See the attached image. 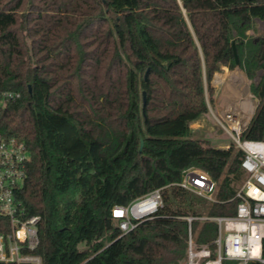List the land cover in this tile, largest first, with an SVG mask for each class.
Segmentation results:
<instances>
[{
    "label": "trees",
    "instance_id": "obj_1",
    "mask_svg": "<svg viewBox=\"0 0 264 264\" xmlns=\"http://www.w3.org/2000/svg\"><path fill=\"white\" fill-rule=\"evenodd\" d=\"M234 46L258 99L241 137L264 140V0H0V94H20L0 134L30 155L17 198L41 217L43 264H187L185 217L236 214L243 152L192 129ZM190 167L216 201L178 185ZM157 188L159 212L124 234L112 209ZM192 232L215 256L218 223Z\"/></svg>",
    "mask_w": 264,
    "mask_h": 264
},
{
    "label": "built area",
    "instance_id": "obj_2",
    "mask_svg": "<svg viewBox=\"0 0 264 264\" xmlns=\"http://www.w3.org/2000/svg\"><path fill=\"white\" fill-rule=\"evenodd\" d=\"M19 93L7 91L0 94V113L9 100ZM217 121L233 136L243 152L241 167L247 178L237 191V212L234 216L185 217L189 222L187 264H264V140L242 139L247 123L236 106L227 109ZM229 147V146H228ZM29 152L24 142L0 134V217L5 226L0 231V262L15 264H43L36 252L40 245L39 215L26 214L17 198L27 175ZM179 186L210 201H216L218 183L207 172L190 167L183 171ZM163 188L142 195L127 205H116L112 215L118 219L124 234L140 223L152 219L163 206ZM193 219L213 220L218 223L216 256L205 246H194ZM230 264V263H229Z\"/></svg>",
    "mask_w": 264,
    "mask_h": 264
},
{
    "label": "rangeland",
    "instance_id": "obj_3",
    "mask_svg": "<svg viewBox=\"0 0 264 264\" xmlns=\"http://www.w3.org/2000/svg\"><path fill=\"white\" fill-rule=\"evenodd\" d=\"M245 81L247 83V86L245 88H239L238 90L237 88H235V90L238 91L239 96L242 98L234 100L233 102H235V105L233 104L231 105V107L236 106L238 110H240L242 113H246L244 114V117L246 116L245 119H247V123H250V120L252 119L255 113L258 104V99L254 96L251 90L253 80H248L245 78ZM217 86V92L219 93V97L216 98V101L214 100V102L210 104L211 108L209 112L204 114L198 120L192 123L193 137L209 140L213 145H221L223 148H228V146L234 145L235 149L237 150L239 149V147L237 145L236 140L216 119V117L222 118V110H224L225 104L230 103V101H232L233 99L231 100L228 98L225 86ZM245 89L247 91V94H244L243 92L245 91ZM243 182L244 181L241 180L233 183L237 191L239 190ZM225 263L236 264V261H226Z\"/></svg>",
    "mask_w": 264,
    "mask_h": 264
},
{
    "label": "crops",
    "instance_id": "obj_4",
    "mask_svg": "<svg viewBox=\"0 0 264 264\" xmlns=\"http://www.w3.org/2000/svg\"><path fill=\"white\" fill-rule=\"evenodd\" d=\"M244 77L248 80L250 79L248 75L246 74V72L240 69V67H236L234 69L224 67L222 72L216 73L214 80H213V86L215 88V101H216V98L219 97V93L217 92V87H218L217 85L225 86L226 93L228 94L227 95L228 98L231 100L233 99L232 101H230V103L225 104L224 110H222L223 113L226 111L227 108L231 107V105L233 104L235 105V102H233L234 100L238 98H242L239 96L238 91H236L235 88H237L238 90L239 88H243V87L245 88L247 86V83ZM217 79H220V82ZM243 92L244 94H247L246 89ZM209 108H211L210 103H209ZM218 147H222V146L218 145Z\"/></svg>",
    "mask_w": 264,
    "mask_h": 264
},
{
    "label": "water",
    "instance_id": "obj_5",
    "mask_svg": "<svg viewBox=\"0 0 264 264\" xmlns=\"http://www.w3.org/2000/svg\"><path fill=\"white\" fill-rule=\"evenodd\" d=\"M234 50H235V54H236V62H237V67H239L240 61L239 58L237 56V52H236V48L234 46ZM144 103H146V97H145V93H144ZM251 121V120H250ZM143 143V142H142Z\"/></svg>",
    "mask_w": 264,
    "mask_h": 264
},
{
    "label": "bare ground",
    "instance_id": "obj_6",
    "mask_svg": "<svg viewBox=\"0 0 264 264\" xmlns=\"http://www.w3.org/2000/svg\"><path fill=\"white\" fill-rule=\"evenodd\" d=\"M217 80L220 82V79H217ZM247 105H248V104H247ZM249 106H250V105H249ZM247 107H248V106H247ZM244 114H246V113H244ZM244 114H243V115H244ZM249 116H250V114H249ZM245 117H246V116H245ZM246 120H247V119H246ZM248 121H249V120H248Z\"/></svg>",
    "mask_w": 264,
    "mask_h": 264
}]
</instances>
